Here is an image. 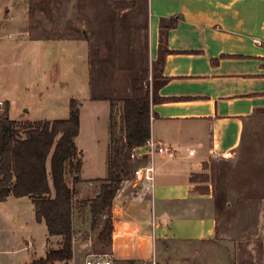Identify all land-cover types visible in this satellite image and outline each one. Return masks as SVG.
<instances>
[{
    "label": "crops",
    "instance_id": "0c3cea01",
    "mask_svg": "<svg viewBox=\"0 0 264 264\" xmlns=\"http://www.w3.org/2000/svg\"><path fill=\"white\" fill-rule=\"evenodd\" d=\"M48 1L60 5L56 0ZM147 1L150 63L154 67L151 137L175 148L176 156L154 158L153 188L137 185L134 176L123 183L113 205V239L108 246L120 263L157 264L174 254L168 241H175L179 245L177 253L186 255V259H193L198 244H208L207 259L173 264H238L220 240V231L223 236H237V257L252 251L264 254V134L250 138L257 142L254 148L247 146V129L259 126L264 118V0ZM49 20H45L47 26L52 25ZM79 27L86 39L88 28L84 24ZM41 37L36 30L21 31V53L28 56L26 50L34 52ZM214 58L219 61L213 63ZM124 87L125 91L104 99L111 103L119 97L123 109V99L131 95L129 84ZM26 120L31 119L18 121ZM82 129L83 124L78 136ZM77 141L83 152L81 180L74 185L73 177L70 181L67 176V182L74 188L76 200L91 199L100 190L96 179L106 178L108 171L106 175H94L87 166L86 149ZM143 162L133 161L136 166ZM203 172H213L205 194L196 187L205 183L191 181L193 174ZM24 201L31 203L35 215L30 197L11 195L4 200ZM222 216L225 223L220 225ZM241 220L245 221L238 224ZM248 235V248L243 249V238ZM50 237L57 238L60 245V237ZM27 243L30 247L32 241ZM193 244L197 249L191 248ZM6 252L0 248V264H14L4 256ZM86 254L74 264H82ZM261 260L264 264V255ZM24 263L28 261L16 264Z\"/></svg>",
    "mask_w": 264,
    "mask_h": 264
},
{
    "label": "rangeland",
    "instance_id": "374dc122",
    "mask_svg": "<svg viewBox=\"0 0 264 264\" xmlns=\"http://www.w3.org/2000/svg\"><path fill=\"white\" fill-rule=\"evenodd\" d=\"M57 2L59 6L48 0H0V114L8 102L10 117L15 120L63 119L70 114L71 100L76 99L80 103L83 124L82 133L76 141L86 149L87 166L94 170V175H106L111 103L104 98L125 91L124 86L127 84L131 88L132 80L129 82V78L140 76L143 69L149 70L146 81L150 88L154 76V67L150 63L148 1ZM114 2H135V5L118 9ZM125 9L130 11L122 13L121 10ZM45 20L52 21V25L47 26ZM83 21L86 24H80ZM83 24L88 28L86 39L83 38L84 30L79 27ZM25 29L36 30L42 36L34 52L25 49L28 56L19 49L20 33ZM94 96L96 99H91ZM113 100L116 134L121 138L124 135L122 102L119 97ZM262 120L259 126L247 129V146L250 144L251 148L257 142L250 138H254L255 134H264V118ZM68 178L72 181V176L68 175ZM261 209H264V205ZM18 215L20 220L17 221ZM238 218L239 215L235 216V219ZM104 220L105 217H102L97 225L92 226L90 215L87 221L81 223L76 214L79 238L74 240L73 259L49 264H74L85 252L111 251L109 246L102 245L98 240ZM224 223L222 216L220 225ZM221 233L219 231L218 234L220 240L231 251V255H235L234 260L238 264H262V252H243L237 257L234 253L237 236H223ZM243 239V249H246L249 235ZM28 241H32L30 247ZM56 241L57 238L50 237L45 223L35 220L30 202L0 201V248L7 250L4 256L8 262H30L44 256L47 248L59 246ZM174 242H167L168 247L175 250L174 254L161 258L157 264L207 259L208 244H198L199 250L193 259H186V255L177 253L179 245ZM193 246L194 250L197 249L196 244L191 248ZM119 264L124 263L119 261Z\"/></svg>",
    "mask_w": 264,
    "mask_h": 264
},
{
    "label": "trees",
    "instance_id": "16d2710c",
    "mask_svg": "<svg viewBox=\"0 0 264 264\" xmlns=\"http://www.w3.org/2000/svg\"><path fill=\"white\" fill-rule=\"evenodd\" d=\"M134 5L135 2L116 3L118 9ZM172 21L174 24L175 18ZM218 61L219 58L213 59V63ZM148 75L149 70L144 69L140 76L134 77L131 95L123 99L124 135L121 138L116 134L115 104L111 100L108 176L96 179L100 182V190L91 199L76 200L75 190L67 182L68 175L73 177L74 185L81 180L83 152L76 144L81 128L80 103L76 99L71 100L67 118L18 121L10 117V104L7 102L0 114V201L11 195L32 198L37 221L45 223L50 236L61 238L59 247H50L45 256L24 264H49L73 259L77 235L75 213L81 223L90 215L92 226L105 217L98 240L105 246L112 243L114 201L123 183L134 176L137 167L131 151L151 137ZM212 180L213 172L197 173L191 177L192 182L206 184L196 186L202 194L209 192L208 184Z\"/></svg>",
    "mask_w": 264,
    "mask_h": 264
},
{
    "label": "built area",
    "instance_id": "2783aa9c",
    "mask_svg": "<svg viewBox=\"0 0 264 264\" xmlns=\"http://www.w3.org/2000/svg\"><path fill=\"white\" fill-rule=\"evenodd\" d=\"M157 155L173 158L176 156V149L153 137L132 149L131 158L144 161L137 165L134 171V182L137 185L143 184L147 189L153 188L156 176L154 158ZM82 264H119V260L112 251L92 252L86 255Z\"/></svg>",
    "mask_w": 264,
    "mask_h": 264
}]
</instances>
